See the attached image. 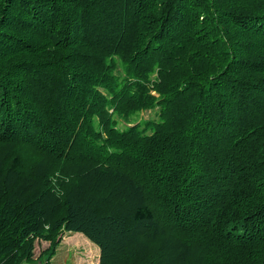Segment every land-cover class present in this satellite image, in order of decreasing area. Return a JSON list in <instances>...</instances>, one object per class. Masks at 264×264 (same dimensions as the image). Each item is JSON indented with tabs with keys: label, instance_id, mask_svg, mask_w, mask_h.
Returning a JSON list of instances; mask_svg holds the SVG:
<instances>
[{
	"label": "trees",
	"instance_id": "obj_1",
	"mask_svg": "<svg viewBox=\"0 0 264 264\" xmlns=\"http://www.w3.org/2000/svg\"><path fill=\"white\" fill-rule=\"evenodd\" d=\"M65 233L264 264V0H0V264Z\"/></svg>",
	"mask_w": 264,
	"mask_h": 264
},
{
	"label": "rangeland",
	"instance_id": "obj_2",
	"mask_svg": "<svg viewBox=\"0 0 264 264\" xmlns=\"http://www.w3.org/2000/svg\"><path fill=\"white\" fill-rule=\"evenodd\" d=\"M153 118H157V112L146 111L135 115L132 123L140 120H152ZM42 243L40 241L36 245L37 256L42 251ZM45 246L47 249L44 257L41 259V263L51 261L52 264H97L99 260V248L90 240L77 233H65L62 241L55 247L51 243L48 245L44 244Z\"/></svg>",
	"mask_w": 264,
	"mask_h": 264
},
{
	"label": "crops",
	"instance_id": "obj_3",
	"mask_svg": "<svg viewBox=\"0 0 264 264\" xmlns=\"http://www.w3.org/2000/svg\"><path fill=\"white\" fill-rule=\"evenodd\" d=\"M77 234H78V235H82V234H80V233H77ZM82 236H83L84 238H86L84 235H82ZM42 242H43V243H42V248H41L42 251L40 252V254H39L38 256L36 255V259L41 255L42 252H44V251L47 249L46 246L44 247V244H47V245L50 244V243L47 242V241H42ZM37 244H38V243H37ZM47 247H49V246H47ZM99 253H100V250H99ZM99 258H100V255H99ZM35 263H36V264H41V261H39V262H38V261H35ZM97 264H99V260H98V263H97Z\"/></svg>",
	"mask_w": 264,
	"mask_h": 264
}]
</instances>
